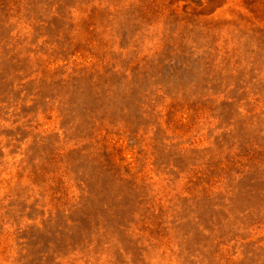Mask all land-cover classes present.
<instances>
[{"label": "rangeland", "instance_id": "1", "mask_svg": "<svg viewBox=\"0 0 264 264\" xmlns=\"http://www.w3.org/2000/svg\"><path fill=\"white\" fill-rule=\"evenodd\" d=\"M0 264H264V0H0Z\"/></svg>", "mask_w": 264, "mask_h": 264}]
</instances>
